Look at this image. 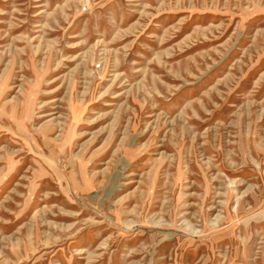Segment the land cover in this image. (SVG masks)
Returning a JSON list of instances; mask_svg holds the SVG:
<instances>
[{"label":"rangeland","instance_id":"374dc122","mask_svg":"<svg viewBox=\"0 0 264 264\" xmlns=\"http://www.w3.org/2000/svg\"><path fill=\"white\" fill-rule=\"evenodd\" d=\"M0 264H264V0H0Z\"/></svg>","mask_w":264,"mask_h":264}]
</instances>
